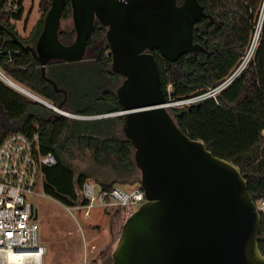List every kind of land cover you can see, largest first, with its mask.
Segmentation results:
<instances>
[{"label":"water","instance_id":"1","mask_svg":"<svg viewBox=\"0 0 264 264\" xmlns=\"http://www.w3.org/2000/svg\"><path fill=\"white\" fill-rule=\"evenodd\" d=\"M68 2L76 38L65 44L60 32ZM204 18L212 16L198 0H52L34 45L8 30L54 90L66 94L48 78L47 66L86 60L96 24L106 28L111 72L122 78L116 90L121 111L79 116L11 81L61 116L123 117L146 201L127 215L104 264H264L258 241L262 216L241 169L187 135L165 107L155 51L176 62L205 50L193 38Z\"/></svg>","mask_w":264,"mask_h":264},{"label":"trees","instance_id":"2","mask_svg":"<svg viewBox=\"0 0 264 264\" xmlns=\"http://www.w3.org/2000/svg\"><path fill=\"white\" fill-rule=\"evenodd\" d=\"M4 1L0 0V68L12 81L79 116L121 111L116 94L121 77L111 72L105 27L96 24L89 40L92 56L81 62L55 61L47 66L48 78L66 94L56 92L31 53L23 50L8 33L12 31L24 44L34 45L52 0H41L43 14L28 37H22L15 23H10L12 18L21 20L23 10L8 14L2 10ZM198 1L212 16L199 21L193 31L194 42L205 50L187 53L176 62L155 51L167 100L202 94L232 73L252 42L263 0ZM71 14L68 2L63 19ZM60 38L65 44L71 42L67 32L61 31ZM198 104L175 109L172 116L192 139L204 141L214 155L236 164L248 182L253 200L258 202L264 197V24L255 57L242 75L216 98ZM122 123L121 115L93 119L61 116L0 79V134L39 133L44 151L56 153L68 170H73L78 153L90 150L91 169L107 161L121 177L110 184L95 179L104 188L125 183L137 171L131 142L118 136V126ZM80 174L94 176L90 169ZM261 216L258 241L264 255V213Z\"/></svg>","mask_w":264,"mask_h":264},{"label":"built area","instance_id":"3","mask_svg":"<svg viewBox=\"0 0 264 264\" xmlns=\"http://www.w3.org/2000/svg\"><path fill=\"white\" fill-rule=\"evenodd\" d=\"M25 1L5 0L2 10L11 15L21 10L24 12ZM17 21L12 18L10 23ZM263 24L264 0L252 42L232 73L202 94L167 100L165 107L172 111L187 108L207 98H216L228 88L254 59ZM0 79L11 85L12 80L1 68ZM262 134L264 136V130ZM58 163L56 153L44 151L39 133L29 135L15 131L7 135L0 134V264H42L47 248L39 242V230L34 217L37 208L30 199L49 195L48 176L53 174ZM79 179L74 183L75 195L65 198V209L77 222L81 232L97 228L98 224H92L96 218L102 224L103 218L110 220L122 215L123 207L127 208L128 215L135 211L131 209L133 205L141 206L146 201L139 183L133 190L127 191L119 186L104 188L90 178L80 184ZM255 204L257 210L264 213V197ZM96 250L97 245L84 238L83 264H92ZM15 258H20V262H15Z\"/></svg>","mask_w":264,"mask_h":264},{"label":"rangeland","instance_id":"4","mask_svg":"<svg viewBox=\"0 0 264 264\" xmlns=\"http://www.w3.org/2000/svg\"><path fill=\"white\" fill-rule=\"evenodd\" d=\"M40 2L41 0L25 1L23 17L15 23V28L22 37H28L37 21L41 18L43 13L40 8ZM61 31L68 33L71 40L70 43L75 40L76 33L71 16L62 19ZM92 55L93 52L91 50L88 51L87 56L90 57ZM121 82L122 78L119 83L121 84ZM19 85L22 86V84ZM22 87L25 88V86ZM169 111L172 114V110ZM118 131L119 137L126 138L123 134L122 124L118 126ZM90 157V150L83 154L78 153L77 158L73 160V170H68L59 162L53 174L48 176L47 183L50 187L49 195L46 197L35 196L30 199L35 204L38 211V217L35 223L39 230V242L47 248V253L43 256L42 264H83L84 238H86L88 242H93L97 245V250L92 257V264H104L127 217V208L123 207L122 215L118 216V218L112 217L110 220L103 218L107 224H103V222L94 230H85L81 232L77 222L65 209V205L67 204L65 198H71L70 196L75 195L74 183L78 178H80V184L83 183L86 178L92 180L99 179L106 184H110L121 178L116 169L107 161L104 165H98L96 169H91L93 163ZM112 162L116 163V161ZM87 169L92 171L93 177L80 174L81 171ZM140 176L141 172L137 168L136 173L132 177L127 178L129 180L124 181L125 183L122 184L118 183L116 186L131 191L137 185ZM139 206V204L133 205L131 209L137 210ZM95 220H98V218ZM97 224H99V221Z\"/></svg>","mask_w":264,"mask_h":264},{"label":"crops","instance_id":"5","mask_svg":"<svg viewBox=\"0 0 264 264\" xmlns=\"http://www.w3.org/2000/svg\"><path fill=\"white\" fill-rule=\"evenodd\" d=\"M98 223V220H94L93 222H92V224L93 225H95V224H97ZM107 224V222L106 221H104V223L103 224ZM101 224H98V226H100ZM107 226V225H106ZM92 230V229H91ZM90 231V230H89ZM93 243V242H92ZM95 244V243H94Z\"/></svg>","mask_w":264,"mask_h":264},{"label":"bare ground","instance_id":"6","mask_svg":"<svg viewBox=\"0 0 264 264\" xmlns=\"http://www.w3.org/2000/svg\"><path fill=\"white\" fill-rule=\"evenodd\" d=\"M25 89V88H24ZM25 90H27V89H25ZM27 91H29V90H27ZM30 92V91H29ZM32 93V92H31ZM34 94V93H33ZM34 95H36V94H34ZM20 258H15V262H20V260H19Z\"/></svg>","mask_w":264,"mask_h":264},{"label":"flooded vegetation","instance_id":"7","mask_svg":"<svg viewBox=\"0 0 264 264\" xmlns=\"http://www.w3.org/2000/svg\"><path fill=\"white\" fill-rule=\"evenodd\" d=\"M91 50V49H90ZM89 48H88V51H90ZM88 53V52H87ZM118 88V87H117Z\"/></svg>","mask_w":264,"mask_h":264}]
</instances>
